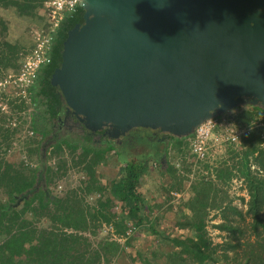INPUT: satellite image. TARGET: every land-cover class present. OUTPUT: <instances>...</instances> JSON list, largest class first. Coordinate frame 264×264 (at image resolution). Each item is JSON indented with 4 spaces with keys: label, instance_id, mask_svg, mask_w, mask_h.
I'll return each instance as SVG.
<instances>
[{
    "label": "trees",
    "instance_id": "16d2710c",
    "mask_svg": "<svg viewBox=\"0 0 264 264\" xmlns=\"http://www.w3.org/2000/svg\"><path fill=\"white\" fill-rule=\"evenodd\" d=\"M43 1L0 0V4L15 9L20 16L33 17L38 15L37 8ZM0 31L2 36L7 31L2 18ZM59 33L54 39L53 51ZM24 48L2 40L0 65L4 69L12 66V70L16 71L20 63L10 64L9 60L15 56L20 59V52ZM47 67L40 70L35 85L36 93L45 98L44 102L37 103L32 115L30 127L35 134L27 136L21 143V149L27 155L26 161L17 155L18 152L8 153L18 127L7 125L8 116L0 114V264H34L44 251L48 252L49 264H127L120 259L126 252L131 259L130 264H264L263 126L255 127L251 134L244 137L241 150L230 145L232 156L215 164L214 177L205 178L201 174L196 177V180L203 182L205 194L190 197L195 218L184 215L185 219L181 222L189 234L183 237L165 234L162 238L146 212V200L139 187L152 160L157 162L162 172L171 175L172 186L184 185L187 177L179 174V168L169 162V145L189 136L154 142L141 132L135 135L139 142L138 150L129 152L122 150L114 141L102 144L79 134L75 137L61 134L64 126L59 122L51 98L46 79ZM256 108V112L247 110L240 113L238 124L250 122L264 114V108ZM54 119V128L48 127V123ZM48 135H53L55 142L47 151V193L43 184L42 187L38 185L41 182V143ZM113 149L122 165L109 182L101 183L99 167ZM54 156L57 161L51 164ZM28 157H35L38 163L33 164ZM161 159L166 160V168L162 167ZM181 162L184 169L190 171V164H186L184 159ZM72 167L83 173L84 178L79 180L77 186L69 188L71 183L68 178L71 175L68 172ZM65 176L67 186L59 190L57 180ZM234 177L243 178L245 183L249 195L246 208L236 203L235 197L229 193ZM26 194L31 195L27 198ZM87 196H93L92 204ZM117 204L120 205V212L113 210ZM212 211L215 213L211 215ZM28 212L31 217L26 216ZM217 217L218 222H211ZM43 218L50 221V229L38 226L37 223ZM104 223L112 224L114 233L125 237L124 242L108 235L93 240ZM129 223L135 229L144 226L151 229L158 240L153 250L146 252L133 246V233H127ZM209 224L220 231L221 241H213ZM64 228L76 233L69 234L67 240L62 237L61 230ZM46 238L49 242L45 241ZM28 241L32 243L26 245ZM127 247L131 250L127 251Z\"/></svg>",
    "mask_w": 264,
    "mask_h": 264
},
{
    "label": "water",
    "instance_id": "95a60500",
    "mask_svg": "<svg viewBox=\"0 0 264 264\" xmlns=\"http://www.w3.org/2000/svg\"><path fill=\"white\" fill-rule=\"evenodd\" d=\"M46 79L60 124L89 140L135 152L141 132L190 136L239 105L264 108V0H82ZM53 142L40 150L47 193Z\"/></svg>",
    "mask_w": 264,
    "mask_h": 264
},
{
    "label": "built area",
    "instance_id": "2783aa9c",
    "mask_svg": "<svg viewBox=\"0 0 264 264\" xmlns=\"http://www.w3.org/2000/svg\"><path fill=\"white\" fill-rule=\"evenodd\" d=\"M81 1L44 0L37 8V13L43 23L39 27L32 28V44L20 52L21 63L19 68L16 71L5 72L0 77V114L8 116L7 125L18 127L15 140H21L25 135L33 136L35 134V131L30 127L32 114L36 109L37 103L44 102L45 99L42 94H37L35 89L39 72L52 59L54 39L60 31L64 19ZM55 123V119L51 120L48 123V127L54 128ZM260 126L264 127L263 116L255 117L250 122L242 125L236 122V118L225 113L205 120L188 137L191 153L194 158L191 164L192 171L184 173L181 167L179 169L181 170L180 172L188 175L190 179L195 177L196 172L205 178L214 177L216 156L212 152L213 146L217 145L219 141H227L235 149L239 150L243 144V137L249 135L255 127ZM60 132L61 134L72 135V137L79 134L74 130H67L65 128ZM115 152L116 150L113 149L111 153L116 154ZM24 160L26 161L27 158ZM56 161L57 157L54 156L51 159V164H55ZM205 164H209L210 166L206 167L204 166ZM75 172L78 171L75 167H72L68 173H72L71 176H74ZM81 174L80 180L84 178V174ZM232 184L233 189L239 188L235 194L244 196V205L246 207L249 195L243 178L234 177ZM75 186L77 185L70 184L69 188ZM58 187L61 188L62 185L58 183ZM92 198L93 196H87V200L91 204L90 199ZM120 209V205L114 206L116 212L120 211ZM128 226L127 233L131 235L135 230V226L132 223H129ZM102 228H108L111 231L108 232L110 235L112 234L111 238L124 242L125 237L115 234L112 224L108 225L104 223Z\"/></svg>",
    "mask_w": 264,
    "mask_h": 264
},
{
    "label": "rangeland",
    "instance_id": "374dc122",
    "mask_svg": "<svg viewBox=\"0 0 264 264\" xmlns=\"http://www.w3.org/2000/svg\"><path fill=\"white\" fill-rule=\"evenodd\" d=\"M0 18H2L7 25V31L5 32L4 36H2V33L0 31V42L2 40H8L11 43H16L18 45H21L22 47L24 46L28 47L32 44V36H31L32 28L39 27L43 23V21L38 15H35L33 17L20 16L17 14L15 9L11 7L5 8L1 4H0ZM9 62L10 64H18L21 63V58L19 59L16 56L11 57ZM12 69H13L12 66L7 67L6 69L0 66V75L1 74L3 75L5 72L14 71ZM239 110H245V111L250 110L251 112H256L257 108L256 106L251 104H242L232 109V112L234 113ZM261 116L264 117V114H262ZM236 122L238 123V119L236 120ZM26 137L27 136L25 135L24 138L21 140H14L15 143L14 142L12 143V146L10 147L8 153L13 154V152H18L17 155H19L22 159L27 158L26 153L21 149L22 140H24ZM212 152L216 156L217 164L219 163V161H222L224 159L226 160L228 158L230 159L232 156V148L229 142L227 141L217 142V145L213 146ZM175 153L173 151V153L171 154L172 161L174 164H179V166L181 167L182 162L176 157ZM179 155L184 156L185 158L184 160H186V164H192L194 158L191 153L190 145L189 147H185L181 152L179 151ZM29 160H31L33 164L38 163L35 157L30 158ZM117 170H118L117 165H111L109 167L100 166L99 167V172L101 173L100 182L101 183L109 182L116 175V173L118 172ZM75 173L76 174L74 176L68 178L72 185H77L82 176V174L79 172H75ZM70 175H72V173H70ZM198 175L199 173L196 172L195 178L190 179L189 177H187L185 179V182L183 183L184 184L183 186L182 184H175V186H172L171 184L172 179L167 177L166 175H163L161 173L159 166L156 167L152 166L149 175L146 176L144 180H142V184L139 188L146 200V204H147L146 212L149 216H151L152 222L156 224V229L160 237L164 238L165 234L171 237L172 236L183 237L189 234V230L183 227V225H181V222L183 221V219H185V217H183L184 215L188 216V218L191 219L195 218V213L193 212L192 206L190 205L191 202L190 197L193 194H199V195L205 194V189L202 185L203 182H201V180L199 179L196 180V177ZM57 183H60L62 185L61 188L58 187L59 190L65 188L67 186L66 176L64 178L57 180ZM38 186L42 187L41 182L39 183ZM230 190L231 192H233L231 193V196L235 197V202L238 203L243 208H246L244 205L245 201L243 200L244 196L235 194V192L239 190V188L237 189L230 188ZM90 202H94V198L90 199ZM26 216L31 217V213L28 212ZM218 221L219 218L217 217L214 218L211 222H218ZM37 224L39 227L50 229V221L47 218H43ZM208 229L210 231V235L214 242H219L222 240V237L220 236L221 233L218 229L213 228L210 224L208 225ZM108 230H109L108 228H101L99 230V235L94 239L92 238L91 235L88 236L89 238L97 241L98 239L102 238V236H106V235L111 236L112 234L110 235L108 233L111 231ZM61 233L63 238L65 237L67 240H69L68 237L69 234H73V233L75 234L76 231L69 228H64L63 230H61ZM132 236H134L132 242L133 246H135L136 248H142L146 252L153 250L156 246L155 244L158 243L156 236L151 232V229L147 226L136 228ZM63 238L61 239L62 242H63ZM45 241L49 242V239L46 238ZM30 243H32V241H28L26 245ZM126 250L130 251L131 249L127 247ZM48 258H49L48 252L44 251V253H42V256L39 257V259L34 264H49ZM120 259L128 262L127 264L131 263L130 261L131 259L128 257V252H126Z\"/></svg>",
    "mask_w": 264,
    "mask_h": 264
},
{
    "label": "crops",
    "instance_id": "0c3cea01",
    "mask_svg": "<svg viewBox=\"0 0 264 264\" xmlns=\"http://www.w3.org/2000/svg\"><path fill=\"white\" fill-rule=\"evenodd\" d=\"M10 42V41H9ZM21 46V45H20ZM2 68H3V66L2 65H0ZM242 111H245V110H239V111H237V112H232V110H229V111H227V112H225V114L226 115H230V116H232V117H234V118H236V120L239 118V115H240V113H242ZM63 129V128H62ZM61 129V130H62ZM251 134V133H250ZM52 137H53V135H51ZM243 139H244V137H243ZM54 140V139H53ZM54 142H55V140H54ZM53 142V143H54ZM52 143V144H53ZM230 145H232L231 143H229ZM242 146L244 147V144H242L241 145V147H240V149L239 150H241V148H242ZM185 147H189V140H188V138H185V139H181L180 141H177V142H172V143H170V145H169V162L172 164L173 163V161H172V157H171V154L173 153V151H174V153L176 152V153H178V154H176L175 153V155H176V157L181 161L182 159H185L184 158V156L183 155H179V151L181 152ZM237 150V149H236ZM238 150V151H239ZM111 155H108L107 156V159L105 160V162L101 165V167L103 166V167H109V166H111V165H117L118 166V172H119V169H120V166L122 165V163H120L119 162V160H118V158H117V155L116 154H113V153H110ZM217 160V159H216ZM161 163H162V167L163 168H166V166H167V164H166V160L165 159H161ZM217 163V162H216ZM176 165V167H178L179 169L183 166V164H182V166L181 167H179V165L178 164H175ZM178 165V166H177ZM185 165V164H184ZM152 166H158V164H157V162L156 161H154V160H152L151 162H150V166H149V170H148V172H147V174L143 177V179L142 180H144V178L146 177V176H148L149 175V173H150V169L152 168ZM188 167V166H187ZM185 167L183 166L181 169H183L184 170V173H190L191 171H192V167H191V164H190V171H186V169H184ZM178 169V173L179 174H183V173H181L180 171L181 170H179ZM161 170V169H160ZM117 172V173H118ZM116 173V174H117ZM161 173L163 174V175H166L167 177H169V178H171V175H169V173H167V172H162L161 171ZM183 175H185L186 177H188V175H186V174H183ZM195 178V177H194ZM233 180V179H232ZM230 188H232L233 189V184H232V182H231V186H230ZM229 193L231 194V193H233V192H231V190L229 189ZM93 203V202H92ZM113 210H114V208H113ZM115 211V210H114ZM118 212H120V211H118ZM213 213H215V211H212V213H211V215L213 214Z\"/></svg>",
    "mask_w": 264,
    "mask_h": 264
},
{
    "label": "flooded vegetation",
    "instance_id": "af4514ba",
    "mask_svg": "<svg viewBox=\"0 0 264 264\" xmlns=\"http://www.w3.org/2000/svg\"><path fill=\"white\" fill-rule=\"evenodd\" d=\"M63 128H65V129H67V130H72V129H69V128H67V127H63Z\"/></svg>",
    "mask_w": 264,
    "mask_h": 264
}]
</instances>
